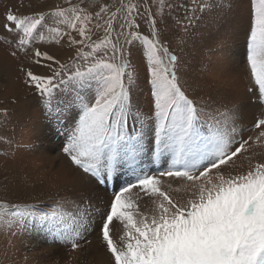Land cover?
<instances>
[{"label":"snow or ice","instance_id":"snow-or-ice-1","mask_svg":"<svg viewBox=\"0 0 264 264\" xmlns=\"http://www.w3.org/2000/svg\"><path fill=\"white\" fill-rule=\"evenodd\" d=\"M165 6L172 8L159 0L153 13L131 0L88 7L64 0L29 14L5 10L0 26L15 41L10 55L27 61L19 68L23 83L39 98L52 134L64 137L68 163L39 168V183L54 190L50 204L0 199V231L45 233L76 251L95 230L112 264H264V161L245 156L247 170H232L239 156L264 145V113L254 135L243 138L230 104L240 61L218 55L220 45L185 60L183 49H170ZM222 9L216 0H193L179 42L197 12L229 29ZM65 41L71 52L64 59L39 46ZM245 60L248 92L264 104V0H249ZM11 144L0 135V145ZM162 158L168 169L149 175L144 161ZM9 171L0 177L5 191ZM121 173L126 179L111 200L94 204L95 187ZM163 177L184 180L183 189L165 187ZM133 189L152 201L150 212L140 210ZM181 190L177 200L171 192ZM114 222L122 225L117 238Z\"/></svg>","mask_w":264,"mask_h":264},{"label":"rangeland","instance_id":"rangeland-1","mask_svg":"<svg viewBox=\"0 0 264 264\" xmlns=\"http://www.w3.org/2000/svg\"><path fill=\"white\" fill-rule=\"evenodd\" d=\"M63 2L64 0H0V25L4 22L3 15L6 9H14L17 14H29L35 10H47L48 7ZM72 2H82L84 7L93 4V0H72ZM106 2L110 5L119 4V0H106ZM131 2L138 3L141 11L146 3L155 13L159 0L155 2L131 0ZM192 2L193 0H165V5H172V8L165 6L164 9L169 22L165 35L170 42V49L177 52L183 49L180 54L185 60L191 61L203 48H215L216 45H220L222 51L218 55L224 56L229 61H240L236 72L233 73L235 88L230 104L237 106L236 124L245 129L241 135L247 139L255 133L253 127L255 120L264 113V104L258 101L256 95L248 92V88L252 86L245 60L249 0H216L218 4L223 5L222 10L231 19L232 26L227 30H218L213 27L209 14L197 12L196 16L199 19L191 25L186 42L180 43L179 37L183 35L182 25L187 23L184 17L192 15ZM177 20L181 21V24H176ZM141 29L147 32V25L143 21H141ZM9 40L12 41L11 44L8 43ZM14 43L12 36L6 35L0 26V110L7 109L6 117L0 112V121H5L0 127V135L12 140L11 146L0 145V177L5 174V169L10 170L7 173L10 177L9 188L7 191L0 189V199L12 202L40 200L46 206L51 203L49 197L54 194V190L47 183H39L40 177L44 175L39 168L51 167L54 164L58 168H63L67 165L68 161L62 153L65 141L64 137L52 134L49 121L38 102L39 98L34 94L33 89L23 83L19 68L21 63L26 64L27 61L22 54L18 57L10 55ZM39 46L61 59L66 58L71 52L66 41L62 45L42 43ZM140 61L141 53L137 51L134 62ZM139 99L146 109V95L141 94ZM245 156L264 161V145H254L249 152L239 156L233 166V174L247 170L248 162ZM144 163L149 175H159L160 171L169 167L168 160L163 158L159 162L146 159ZM26 176L30 179L26 180ZM124 179L123 174H119L112 181L113 188L118 190ZM162 182L165 187L170 185L173 190L183 189L185 184L184 180L175 177H163ZM111 184L106 185L107 188L101 185L95 187L94 204L101 206L111 200L113 191ZM180 192L172 191L171 194L180 200L185 197V193L182 190ZM131 195L141 211H151L152 201L139 189H133ZM121 232L122 225L114 222L112 225L114 238H117ZM81 245L80 249L72 251L70 245L65 246L53 241L45 233L25 231L13 236L11 232L0 231V264H112L110 254L101 246L98 231L85 233Z\"/></svg>","mask_w":264,"mask_h":264},{"label":"bare ground","instance_id":"bare-ground-1","mask_svg":"<svg viewBox=\"0 0 264 264\" xmlns=\"http://www.w3.org/2000/svg\"><path fill=\"white\" fill-rule=\"evenodd\" d=\"M125 179H126V177H125ZM101 186H104V187H106V185H101ZM111 187L113 188V182H112V184H111ZM107 188V187H106ZM102 192V191H101ZM181 193V192H180ZM177 198V200H178V197H176Z\"/></svg>","mask_w":264,"mask_h":264}]
</instances>
